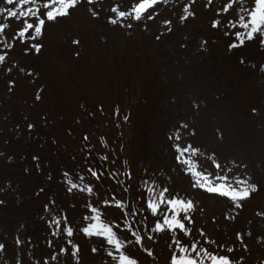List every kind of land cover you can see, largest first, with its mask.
Returning a JSON list of instances; mask_svg holds the SVG:
<instances>
[{
	"label": "rangeland",
	"instance_id": "1",
	"mask_svg": "<svg viewBox=\"0 0 264 264\" xmlns=\"http://www.w3.org/2000/svg\"><path fill=\"white\" fill-rule=\"evenodd\" d=\"M212 2L219 7L225 0ZM187 3L189 0H157L153 19L145 18L128 30L106 24L103 17L93 19L81 8L71 18L48 27L39 53L23 55L17 48L15 55L23 57L20 66L25 72L12 73L17 82L11 92L5 84L8 76L0 75V151L13 156L12 162L0 157V185L12 182L6 206L0 208V237L8 245L7 253L0 257L11 261L14 255H22L23 246L13 247L20 221L31 222L22 239L28 234L44 235L36 218L45 195H34L37 186L65 197L61 186L48 183L46 175L25 174V167L34 168L31 156H41L45 161L42 170L58 181V170L70 166L71 156L78 154L83 132L101 155L127 160L137 170L134 175L142 176L140 169L145 166L151 172L172 163L166 136L172 131L187 139L183 128L172 129L176 121L183 120L195 128L197 144L215 147L222 133L223 149L247 161L254 177L264 180V50L253 45L243 52L227 51L226 42H221L222 37L210 25L215 11L212 6L205 10L208 0H192L190 10L197 15L181 22L179 16ZM0 6L8 7L3 0ZM166 19L170 25L164 23ZM74 39H79V45L72 43ZM203 41L207 43L201 48ZM124 115L129 116L127 121ZM28 122L37 125L31 135ZM101 136L107 142L102 151ZM174 179L187 186L179 173ZM259 204H264V192L241 212L234 225H215L210 216L202 223L209 233L231 240L230 229L246 227ZM215 209L209 202L205 211L210 214ZM215 214L220 218L219 212ZM262 231L264 225L256 223L253 237ZM247 242L248 253L237 251L245 255L246 264H258L264 258V247L254 239ZM83 264L98 261L85 255Z\"/></svg>",
	"mask_w": 264,
	"mask_h": 264
},
{
	"label": "snow or ice",
	"instance_id": "2",
	"mask_svg": "<svg viewBox=\"0 0 264 264\" xmlns=\"http://www.w3.org/2000/svg\"><path fill=\"white\" fill-rule=\"evenodd\" d=\"M3 3L8 7L0 6V14L4 16L0 22V75L8 76L5 84L11 92L17 82L12 73L25 72L20 66L23 57L15 55L17 48L23 55L39 53L50 25L86 8L93 19L103 17L112 27L133 29L145 18L153 19L157 0H107V3L104 0H3ZM191 3L189 0L184 4L179 16L181 22L196 17V12L190 10ZM209 6L215 11L210 25L222 37L221 42H226L227 51L243 52L253 45L264 50V0H225L219 7L208 0L205 10ZM164 23L170 25L171 21L166 19ZM72 43L79 45L80 41L74 39ZM206 43L203 41L201 48ZM239 62L244 63L243 56ZM36 99L40 100V96ZM251 111L255 113L257 109ZM128 119V115L123 116L124 121ZM44 120L47 124L46 117ZM15 127L19 132L20 125ZM26 128L31 135L37 125L28 122ZM177 128L184 129L187 139L182 140L179 132L167 134L172 163L151 172L145 166L140 169L142 176L134 175L137 170L127 160L101 155L87 132L81 134L78 154L71 156V165L58 170V181H54L51 172L42 170L44 159L33 154L34 168L25 167V174L46 175L48 183L61 186L65 197L61 199L59 195L49 194L45 187L37 186L34 195H45L41 214L36 218L44 235L28 234L22 239L31 222L20 221L13 234V247L23 246L22 255H14L11 261L0 257V261L83 264L87 255L98 264H246L245 255L237 249L248 253L247 241L252 239L264 247V231L255 237L252 233L256 223L264 225V204L253 208L246 227L230 229L234 237L231 240L209 233L202 220L210 216L215 225H234L241 212L264 192V180L254 177L247 161L223 149L222 133L217 145L209 148L196 143V130L189 123L176 121L172 129ZM67 131L72 135L71 128ZM52 143L56 144V140ZM100 143L102 151L107 147L103 136ZM0 157L13 161L12 155L2 151ZM176 173L186 179V187L177 184ZM102 185L111 187L102 188ZM11 186L10 180L0 185L3 197L0 208L6 206ZM209 202L216 205L215 212H219L220 218L215 212L206 213ZM7 251V241L0 237V253ZM258 264H264V258H259Z\"/></svg>",
	"mask_w": 264,
	"mask_h": 264
}]
</instances>
